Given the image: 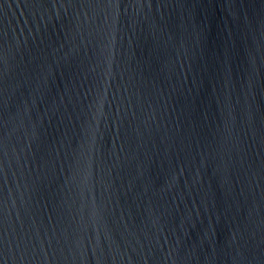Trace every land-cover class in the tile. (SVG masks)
<instances>
[{"label": "water", "instance_id": "obj_1", "mask_svg": "<svg viewBox=\"0 0 264 264\" xmlns=\"http://www.w3.org/2000/svg\"><path fill=\"white\" fill-rule=\"evenodd\" d=\"M0 264H264V0H0Z\"/></svg>", "mask_w": 264, "mask_h": 264}]
</instances>
